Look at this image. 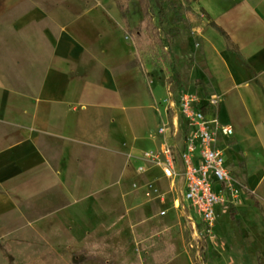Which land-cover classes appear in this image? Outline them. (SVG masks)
Segmentation results:
<instances>
[{
    "label": "rangeland",
    "instance_id": "374dc122",
    "mask_svg": "<svg viewBox=\"0 0 264 264\" xmlns=\"http://www.w3.org/2000/svg\"><path fill=\"white\" fill-rule=\"evenodd\" d=\"M195 2L171 0L163 5L168 9L172 3L183 11L180 32L173 38L183 87L172 79L171 70L158 52L161 64H152L149 58L151 54L156 56L151 48L139 49L133 39L125 38L122 13L116 0H23L0 19V147L8 145L7 140L13 135L19 139L32 136L40 147L41 157L57 170L64 140L47 133L38 134L29 126L10 125L7 119L20 113L22 97L27 95L28 99H24L29 104L33 98L50 97L52 88L65 89L64 84L71 76L78 78L86 90L91 89L100 96V90L113 85L115 74L125 89L129 84L130 89H137L145 103L149 99L142 89L143 75L158 117L152 132L156 145L150 143L154 147L149 148L150 144H145L148 149L135 157L143 162L133 160L134 177L123 180L118 169L112 187L73 203L61 190L53 189L24 204L20 215L12 216V222L0 223V239L10 245L15 261L22 264H151L158 250L166 248L173 253V258L162 264H264L262 211L254 209L253 204L248 205L240 195L234 203L239 223L232 218L234 204L227 205L215 224L214 233L204 232L201 219L184 199L181 165L177 173L170 175L161 163L143 158L146 152L159 151L164 143L173 148L182 146L184 122H180L179 131L170 129L173 113L169 102L172 96L194 86H205L216 92L207 66L214 74L216 89L224 97L220 104L222 119L226 116L245 120L248 108L262 103L255 86L240 88L226 78L239 68L238 63L222 49V36L215 29L207 31L212 24ZM129 4L128 24L135 27L144 15L139 0H130ZM157 10L155 6L154 11ZM154 20L160 23L158 16ZM162 26L166 31L176 26L173 11H169ZM204 34L205 56L201 54ZM87 68L91 72H85ZM83 72L86 77L80 78ZM152 82L159 87L156 94ZM86 107L77 104L76 108L85 110ZM95 108L81 115L83 126L78 141L71 143L73 162L68 171L69 182L81 162V142L100 143L105 137V117L110 113ZM160 127L166 130L161 132ZM223 147L238 179L236 148L234 145ZM82 258L85 261L80 262Z\"/></svg>",
    "mask_w": 264,
    "mask_h": 264
},
{
    "label": "crops",
    "instance_id": "0c3cea01",
    "mask_svg": "<svg viewBox=\"0 0 264 264\" xmlns=\"http://www.w3.org/2000/svg\"><path fill=\"white\" fill-rule=\"evenodd\" d=\"M22 2L23 0H0V19ZM194 4L197 9L206 12L210 22L223 28L239 48L241 57L227 47V38L215 26H208L207 31L215 29L222 36V49L238 63L239 68L227 74L226 78L240 88L255 86L262 98L260 106L248 108L245 120L226 116L222 119L221 105L219 112L221 121L235 129L230 141L231 146L236 148L235 155L238 158L235 170L238 179L245 186L240 195L248 205L253 204L254 209L264 213V0H196ZM205 34L201 38V54L204 56ZM228 56L224 57L227 59ZM136 68L139 69L138 66ZM207 68L214 89L222 96L213 83L214 74L208 66ZM85 72L91 71L87 68ZM83 77H86L84 72L80 78ZM113 77V85L100 90V96L95 95L91 89L86 90L78 78L75 80L71 76L64 84L65 89L52 88L53 94L50 97L33 98L32 104L25 100L27 95L20 99V113L8 118L7 123L29 126L38 134L58 136L64 140V147L57 170L41 157L40 147L32 136L19 139L13 135L8 138V145L0 147V223L12 222V216L20 215L19 211L22 212L24 204L43 197L53 189L61 190L66 199L73 203L112 187L116 183L118 169L121 179L134 177L133 160L143 162L135 157L148 149L145 144L154 143L152 132L158 124V117L152 104V93L144 82L143 75L142 89L149 99L145 103L137 89H130V84L125 89L121 78L115 74ZM75 83L78 88L74 86ZM152 85L153 93L156 94L159 87L154 82ZM77 104H85L87 107L85 110L77 109ZM95 107L98 111L110 113V116L105 117V137L100 143L81 142V162L74 178L69 182L68 171L73 162L71 143L78 141L77 137L83 126L81 115L91 108L96 109ZM149 146L154 147L151 144ZM227 162L232 170L228 158ZM248 189L258 199L259 206L247 197ZM224 207L228 206L221 207L219 215ZM1 236L8 237L6 234ZM0 264H10L1 247Z\"/></svg>",
    "mask_w": 264,
    "mask_h": 264
},
{
    "label": "built area",
    "instance_id": "2783aa9c",
    "mask_svg": "<svg viewBox=\"0 0 264 264\" xmlns=\"http://www.w3.org/2000/svg\"><path fill=\"white\" fill-rule=\"evenodd\" d=\"M222 100L217 91L205 86L187 88L172 96L170 129L179 131L180 122H184L183 144L173 148L164 143L159 151L143 155L144 159L164 165L170 175L177 173L181 165L185 201L209 234L215 231L220 208L237 203L242 191L223 147L231 145L235 129L220 119ZM165 130L160 127L161 132Z\"/></svg>",
    "mask_w": 264,
    "mask_h": 264
},
{
    "label": "trees",
    "instance_id": "16d2710c",
    "mask_svg": "<svg viewBox=\"0 0 264 264\" xmlns=\"http://www.w3.org/2000/svg\"><path fill=\"white\" fill-rule=\"evenodd\" d=\"M171 0H139L141 12H143V18L135 27H130L128 24V13L130 10V0H116L119 7V11L122 13V20L125 27V38H131L136 42V46L139 49L151 48V51L156 56L155 58L151 54L149 61L152 64H161L157 54L159 53L162 57L166 66L171 70L172 79L178 84L179 87H183L182 75L177 66L176 55L173 49L174 36L180 32V25L183 18V11L180 10L176 5L170 3L169 8L165 9L163 5L169 3ZM155 6L158 7L157 12L154 11ZM169 11H173V24L176 26H171L168 31L162 26V22L167 20ZM155 16H158L160 23L155 22ZM212 26L216 27L220 33L227 38L228 48L241 57L238 46L231 40L227 35L225 30L219 25L211 22ZM158 52V53H157ZM136 67L139 65H135ZM246 195L248 198L255 201V205L259 206L258 199L255 198L252 191L246 190ZM237 208L235 205L231 208L232 218L239 223V218H237ZM0 247L3 250L6 259L10 264H22L19 261H15V256L12 253L10 245L8 243H3L0 241ZM173 258V253L162 248L158 250V254L154 256L151 264H162ZM80 262L85 261L84 258L79 259Z\"/></svg>",
    "mask_w": 264,
    "mask_h": 264
}]
</instances>
